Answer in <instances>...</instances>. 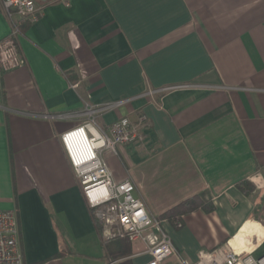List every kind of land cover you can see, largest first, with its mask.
Segmentation results:
<instances>
[{
  "label": "crops",
  "instance_id": "1",
  "mask_svg": "<svg viewBox=\"0 0 264 264\" xmlns=\"http://www.w3.org/2000/svg\"><path fill=\"white\" fill-rule=\"evenodd\" d=\"M34 1L29 22L0 0V40L20 30L18 65L0 69V210L17 215L24 264L149 259L104 239L60 142L86 108L118 101L94 123L143 116V140L101 151L113 178L153 217L192 197L214 206L181 227L159 219L177 250L264 256V0Z\"/></svg>",
  "mask_w": 264,
  "mask_h": 264
},
{
  "label": "built area",
  "instance_id": "2",
  "mask_svg": "<svg viewBox=\"0 0 264 264\" xmlns=\"http://www.w3.org/2000/svg\"><path fill=\"white\" fill-rule=\"evenodd\" d=\"M1 5L7 15L16 11L23 21L29 22L37 21L41 11L34 0H2ZM19 31L18 24H15L10 35L0 40V69L18 65L14 39ZM157 92L160 91L148 90L142 96H153ZM124 102L118 101L100 109L86 108L85 114L90 121L60 135L65 155L104 239H126L143 244V252L149 256L143 264H264V256H253L252 247L238 250L232 246H220L200 252L196 260L184 256L163 229L161 221L151 216L143 201L133 195V183L129 179L117 181L113 178L101 158L102 149L115 153L119 145L141 142L140 127L144 117H138L137 122L123 117L112 122L107 129L96 125L91 117L94 112ZM18 235L15 211L0 210V264H24Z\"/></svg>",
  "mask_w": 264,
  "mask_h": 264
},
{
  "label": "trees",
  "instance_id": "3",
  "mask_svg": "<svg viewBox=\"0 0 264 264\" xmlns=\"http://www.w3.org/2000/svg\"><path fill=\"white\" fill-rule=\"evenodd\" d=\"M198 208H202L205 211H212L214 206L211 202L206 201L204 203L200 202V200L196 197L189 198L185 201H182L180 204L176 205L175 207L169 209L168 211L164 212L161 217L159 216L158 219L167 218L175 227L182 226V219L181 217L189 212L196 210ZM17 216V215H16ZM121 264H128L127 262H122Z\"/></svg>",
  "mask_w": 264,
  "mask_h": 264
},
{
  "label": "rangeland",
  "instance_id": "4",
  "mask_svg": "<svg viewBox=\"0 0 264 264\" xmlns=\"http://www.w3.org/2000/svg\"><path fill=\"white\" fill-rule=\"evenodd\" d=\"M102 151H104V149H102ZM229 244V243H228ZM225 246L227 245V244H224ZM218 247H220V246H218ZM217 248V247H216Z\"/></svg>",
  "mask_w": 264,
  "mask_h": 264
}]
</instances>
